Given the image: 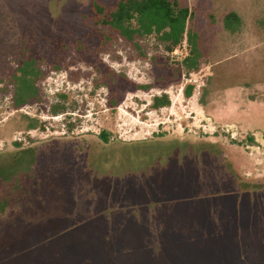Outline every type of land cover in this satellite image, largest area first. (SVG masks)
Returning a JSON list of instances; mask_svg holds the SVG:
<instances>
[{
  "label": "rangeland",
  "instance_id": "rangeland-1",
  "mask_svg": "<svg viewBox=\"0 0 264 264\" xmlns=\"http://www.w3.org/2000/svg\"><path fill=\"white\" fill-rule=\"evenodd\" d=\"M93 1L116 2L0 0V264H264V0H176L199 37L189 73L185 40H126Z\"/></svg>",
  "mask_w": 264,
  "mask_h": 264
},
{
  "label": "trees",
  "instance_id": "trees-1",
  "mask_svg": "<svg viewBox=\"0 0 264 264\" xmlns=\"http://www.w3.org/2000/svg\"><path fill=\"white\" fill-rule=\"evenodd\" d=\"M91 8L93 14H91L92 24L99 23L107 25L108 28L117 31L119 35L126 40L135 41L137 38H144L153 35L161 44H163L164 49L167 51H173L176 46L185 40L187 44L186 54L179 62L180 67L184 73H189L198 68L201 58L199 37L195 30L190 29L187 26V22L192 15L188 6L181 5L176 0H116L114 5L110 7H105L104 5L93 1ZM223 21L227 29L234 31L238 28L241 19L235 12L229 11L224 15ZM17 71L19 72V76L17 77V90L19 92L26 91L27 97H34V95L37 94L35 81L42 75L37 60L32 57L23 58L17 67ZM143 87L145 88L147 86L144 85ZM193 88L194 85L192 83L186 84L183 88L184 95L187 97L190 96ZM22 102H24V100H16L17 105ZM110 103L114 104L115 101H110ZM169 103L170 100L167 93H162L152 97L151 107L156 109L167 106ZM60 109L61 107L59 105L54 106L53 113L58 112ZM97 138L102 144L101 147L98 146V149L94 150L93 155L91 154L92 160L94 161V155L102 156L101 163L106 167L109 160H106L105 158L108 159V157L112 155L110 152L112 147L109 145V132L101 130L98 133ZM248 139L250 142L253 141L252 136H248ZM14 145L15 147L20 146L16 141L14 142ZM105 145L107 146L105 147ZM92 160H89L91 164ZM95 161L94 164H96ZM218 176L220 177L221 184H223L224 188L226 186V179H224L225 177H222L221 171L220 173L218 172ZM235 191V194H231V192L227 193V191L225 192L227 198H235V202H239V199L244 195L242 192L239 193L237 190ZM243 191L246 192L245 195H250L249 191L247 192V189ZM252 207L253 205L251 203L245 205V213L249 215L253 214L254 212L249 209H252ZM257 211L259 212L258 208Z\"/></svg>",
  "mask_w": 264,
  "mask_h": 264
}]
</instances>
